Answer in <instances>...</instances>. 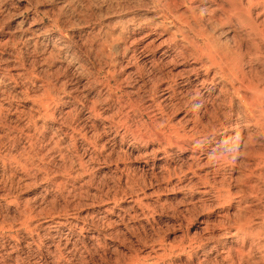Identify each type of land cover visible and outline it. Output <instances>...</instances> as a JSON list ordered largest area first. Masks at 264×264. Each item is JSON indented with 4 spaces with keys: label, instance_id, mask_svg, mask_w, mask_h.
Wrapping results in <instances>:
<instances>
[{
    "label": "rangeland",
    "instance_id": "374dc122",
    "mask_svg": "<svg viewBox=\"0 0 264 264\" xmlns=\"http://www.w3.org/2000/svg\"><path fill=\"white\" fill-rule=\"evenodd\" d=\"M189 1L0 0V264H264V187L247 197L246 179L236 173L230 183L226 169L219 200L203 199L165 180V165L185 169L182 151L166 157L155 140L134 136L186 127L191 108L200 137L212 110L225 119L220 86L206 113L195 83L178 82L170 97L172 76L191 58L146 46L183 24L175 41L191 51L184 22L231 46L250 79L264 76V2ZM236 134L219 137L221 152L230 155ZM247 150L238 147L235 172ZM247 224L261 239L242 247L231 234Z\"/></svg>",
    "mask_w": 264,
    "mask_h": 264
},
{
    "label": "bare ground",
    "instance_id": "6f19581e",
    "mask_svg": "<svg viewBox=\"0 0 264 264\" xmlns=\"http://www.w3.org/2000/svg\"><path fill=\"white\" fill-rule=\"evenodd\" d=\"M258 1L260 4L264 2V0H254V2L257 3ZM250 3L252 2L250 1L249 4ZM190 7L191 6H189V9ZM234 7L236 6L234 5ZM236 10H238V7ZM198 22L199 21H194L193 24H190L189 22L188 23L184 22V24L186 25L185 27L194 35V37L192 36L193 39L191 40V49H192L191 51L185 52L186 49L180 46L175 41V33L181 34L184 30L183 24L176 26L175 32L171 34L169 33L170 35L168 34L169 37L167 36L168 37L167 40L163 41L162 39V42H159L158 45H156V42L158 40L154 38L150 40L146 46L159 48L162 45L168 44L170 45V47L174 48L173 49L167 47L168 52L171 49L173 51L176 50L178 54L177 56L181 60H185L186 57H189L192 60L193 65H189L187 68L184 67L183 69L180 70V72L178 71L177 74H174V76H172L171 78L172 84L168 85L167 87V89L171 92V94L169 93V91L166 92L167 94L166 98L169 96V94L171 95L170 96L171 98L173 97L174 93H176L175 90L173 89V86H177L178 82L182 84L183 88L188 83H195L192 86L195 93L194 95L199 102L200 110L206 113L208 111L207 102L215 94V91L217 90V86H220L218 90L219 94L225 95V97L227 98L226 101L227 104L225 103L227 107V112L226 111L221 112V114L224 115L225 118L224 121L220 120L221 117V116L219 117L220 112H218L215 109L212 110V112L209 113V116L211 117V123L209 124L210 129L208 135L209 134L210 135L208 136L207 134L206 135L204 134V136L202 135V137H200L198 136L199 127H201L202 124L199 126L200 120L198 119L197 113L196 111H193L191 108L188 111H186L185 117L187 119L184 122L186 123L185 125L186 127L183 126L180 128H176L174 126H169L167 132L166 131L161 132L155 129L153 131L150 130L151 132L149 131L150 133L148 134L137 135L138 133L137 134L135 133L134 134L135 139L143 143H146L149 139L155 140L159 145V152L165 155L166 157L169 156L172 148H175L183 152L186 161V167L184 170L181 169L179 170L180 171L179 173H176L174 171V168H170L166 165L163 167V171H165V174L167 176L165 180L170 181L174 177L177 184L180 186L179 187L177 185L179 188L187 189L188 191L196 190V192L200 194L203 197V199L212 198L215 200L216 199L219 200L222 194L220 193V190L217 187L216 180L217 178H219L220 174L223 171L229 169L230 178L229 177L228 178L230 183L235 179L234 175L237 173L238 175H240L241 178L243 177L244 179H246L245 181L246 190L247 188L249 189V193H246L248 194L247 197H257L259 195V192L261 193L262 191L261 187H264V149L262 150L254 149V146L256 145L260 146L259 144H257L255 138L261 137L262 141H264V87H261V85L264 86V76L261 75L262 77L258 78L260 80L256 79L257 81L250 79L246 74L247 72L244 71L242 60L240 59L241 56L239 54H236V51L232 49L231 46L229 47L227 44L224 43L221 44L219 41L212 40L209 36L204 34L205 32L203 33L202 28L200 27ZM216 22L219 23V25H223L225 21L223 19L222 20L219 19L216 20ZM157 25L155 26V29L159 27ZM162 26L163 23L160 24L161 28ZM234 30L235 28L230 31L232 32ZM164 31L166 30H163L162 33L161 32L158 33L159 34L158 37H162L164 35L163 34ZM148 35L149 34L147 33L146 36ZM199 42H202V44H200ZM161 55L165 57L166 52L162 53ZM168 57L169 56H167V58ZM257 57H260L261 60L260 63L261 65H264V54L262 55L259 54ZM198 69L201 70L202 72L201 74L198 73L197 71ZM202 89H204L203 93H201ZM233 106H237L236 107L237 110H234L235 107L233 108ZM250 128H254L256 133L255 135L249 133ZM128 129L129 127L126 124H124L123 132L125 134L129 133ZM233 132L237 133L235 135V140L233 141L234 149L229 152L230 155H227L226 154L227 152H221L222 148L224 147V142H221L222 139L220 141L219 137L222 134H226L227 136L226 138H228L227 141L230 142ZM246 135L248 137L247 141L245 140V138L247 139V137H245ZM209 137H212L213 141L207 145L208 146L207 148H201V143L202 142L208 143L207 140ZM135 139L133 138V140ZM191 143H193L192 146L190 145ZM239 146H241L242 148L246 147V150L247 147H251L249 148V150H247V153H244L245 151L243 152L244 156L240 154L241 158H243V161L241 162L242 163L241 166L242 169H244L243 170L244 172L241 171L235 172L234 170V167H236L235 169H238V163L236 160L239 158V151H240V150L238 151ZM262 148H264V145H262ZM240 193L243 192L240 191ZM243 196L244 197H240L239 200L242 201L245 199V193L243 194ZM26 218L24 219L28 221L29 219ZM240 226L235 228L234 233L231 234L232 235L231 239H234L235 243L236 240L237 242L240 241L241 242L240 244L243 247L245 246L244 244L247 241L249 242V244L251 243L253 245L254 242L257 243L256 241L261 239L260 238L261 233L254 232L253 231L254 229L253 230L251 229L250 224L244 225L243 227ZM229 247L230 246H228V248Z\"/></svg>",
    "mask_w": 264,
    "mask_h": 264
}]
</instances>
